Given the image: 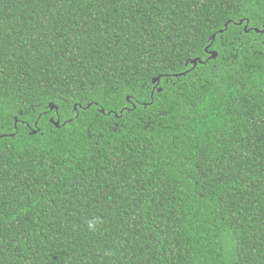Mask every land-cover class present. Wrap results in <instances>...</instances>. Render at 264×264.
Masks as SVG:
<instances>
[{
	"label": "trees",
	"instance_id": "16d2710c",
	"mask_svg": "<svg viewBox=\"0 0 264 264\" xmlns=\"http://www.w3.org/2000/svg\"><path fill=\"white\" fill-rule=\"evenodd\" d=\"M263 30L264 0H0V264H264Z\"/></svg>",
	"mask_w": 264,
	"mask_h": 264
},
{
	"label": "water",
	"instance_id": "95a60500",
	"mask_svg": "<svg viewBox=\"0 0 264 264\" xmlns=\"http://www.w3.org/2000/svg\"><path fill=\"white\" fill-rule=\"evenodd\" d=\"M256 30H257V31H262V30H260V29H256ZM263 32H264V30H263ZM210 53H211V57H216V56H217V52H216V51H211ZM198 61H201V59H193V60H192V63H193L194 65H196ZM160 80H161L160 76L154 78V82H159ZM160 90H161V89H160ZM53 108H54V107L52 106V109H53ZM51 120H52V122H55L54 119H51ZM55 124H56V126L59 127V126H60V121H59V120L56 121Z\"/></svg>",
	"mask_w": 264,
	"mask_h": 264
}]
</instances>
